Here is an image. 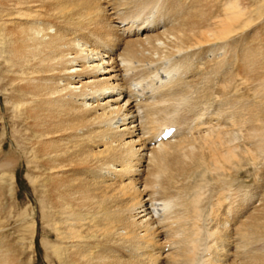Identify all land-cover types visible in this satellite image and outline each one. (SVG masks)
Masks as SVG:
<instances>
[{
    "label": "bare ground",
    "instance_id": "6f19581e",
    "mask_svg": "<svg viewBox=\"0 0 264 264\" xmlns=\"http://www.w3.org/2000/svg\"><path fill=\"white\" fill-rule=\"evenodd\" d=\"M219 1L0 0V264L21 163L50 264H264V34Z\"/></svg>",
    "mask_w": 264,
    "mask_h": 264
},
{
    "label": "rangeland",
    "instance_id": "374dc122",
    "mask_svg": "<svg viewBox=\"0 0 264 264\" xmlns=\"http://www.w3.org/2000/svg\"><path fill=\"white\" fill-rule=\"evenodd\" d=\"M183 1L190 3L192 0H183ZM225 1L224 0L219 1V3H222V4L218 3V9H223ZM240 2L243 5H245V7H247V11L244 15H242L241 21H243V23L247 22V20L250 21V24L248 25L247 28L245 27L243 30L239 31V33H237L233 37L234 38L233 39L234 49L237 48L239 53H242L243 48L245 49L247 46H250V45L251 46L257 45L256 44L257 43L256 35L258 32H260L261 34H264V0H240ZM258 8H260L259 9L260 11L258 10ZM251 29H253V31ZM0 54H1V49H0ZM241 56H242V54L239 55V58ZM242 59H243V57H242ZM1 61H2V58L0 57V80H1L0 88H1L2 82L4 81L2 76H4V72H5L3 69L4 67L1 65ZM196 65H198V64H196ZM196 65L194 66V70L198 67V66L196 67ZM196 71H197V75L198 74L201 75L202 73H204L203 68H200V69L198 68ZM1 73H3V74L1 75ZM205 84H206V82L199 80V82L197 83V85H198L197 88H203V87H205ZM3 94L4 93L0 89V109H1V112L4 111L3 107L6 104V102H5L6 100H5ZM8 119H9V117H8ZM7 121H9V120H7ZM2 125H3V123H1V127L3 128ZM3 131L9 132L8 135L11 134L10 136H6V133H5L6 139H5L4 143H2L4 146H8L6 149H7V151H10L9 148L14 147V143H12V139H11V137L13 136L12 135V127H10L9 123L8 124L6 123V127L4 128ZM11 145H12V147H11ZM29 174H30V172L26 168H24L23 163H21L20 165H18V167L15 171V180L12 183L7 185V190L10 193V195L13 197L11 201L13 203L12 206L14 209L13 218L11 221L13 224L8 227V229H9L8 232L14 236V239L16 241H18L20 238L22 239V236L24 237L23 242L16 243V246H15V248L18 250L19 254L22 256L23 264H50L46 260V248H45V241H46L45 238L46 237H44V228H43L45 226V224L36 223V227L34 226V229L32 230V232H31V230L29 231L27 229L28 232H25V230H22L21 232H17V234H15L14 229H12L13 227H15V228L19 227L18 226L19 225L18 215L20 212H23L25 208H29V209H31L33 207L36 208L38 205L37 201H36V197H35L36 195H35L34 189L32 187V183L30 181ZM247 174H248L247 172L240 171V174H235L233 176L234 177L237 176L236 178L242 177L241 180L242 181L244 180L245 181L244 183L254 185V182H255L254 177L250 176L248 178V177H246ZM238 175H239V177H238ZM251 179H252V181H251ZM15 208H17V209H15ZM7 210H9V208H7ZM18 211H20V212H18ZM38 217L39 216L36 215L35 219L38 220Z\"/></svg>",
    "mask_w": 264,
    "mask_h": 264
}]
</instances>
